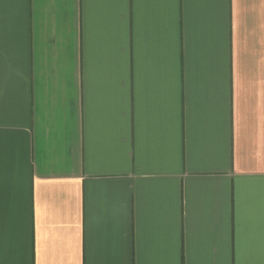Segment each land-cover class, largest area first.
<instances>
[{"label":"crops","instance_id":"0c3cea01","mask_svg":"<svg viewBox=\"0 0 264 264\" xmlns=\"http://www.w3.org/2000/svg\"><path fill=\"white\" fill-rule=\"evenodd\" d=\"M0 264H264V0H0Z\"/></svg>","mask_w":264,"mask_h":264}]
</instances>
